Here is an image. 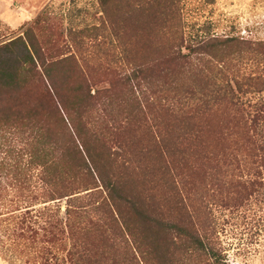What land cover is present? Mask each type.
<instances>
[{
    "label": "trees",
    "instance_id": "16d2710c",
    "mask_svg": "<svg viewBox=\"0 0 264 264\" xmlns=\"http://www.w3.org/2000/svg\"><path fill=\"white\" fill-rule=\"evenodd\" d=\"M96 1L91 53L46 9L0 43L4 259L227 264L226 223L264 232V40L186 37L180 0Z\"/></svg>",
    "mask_w": 264,
    "mask_h": 264
},
{
    "label": "rangeland",
    "instance_id": "374dc122",
    "mask_svg": "<svg viewBox=\"0 0 264 264\" xmlns=\"http://www.w3.org/2000/svg\"><path fill=\"white\" fill-rule=\"evenodd\" d=\"M180 7L186 37L214 34L264 40V0H180ZM44 9L50 12L54 35L66 39L70 29L82 27L80 36L89 45L84 49L91 53L96 33L92 27H102L105 20L96 0H0V43L22 34ZM106 31L102 29L97 39L106 37ZM236 221L226 223L222 232L227 264H264V232ZM2 251L0 247V264H10L4 259L9 252ZM14 258L13 264H19Z\"/></svg>",
    "mask_w": 264,
    "mask_h": 264
}]
</instances>
